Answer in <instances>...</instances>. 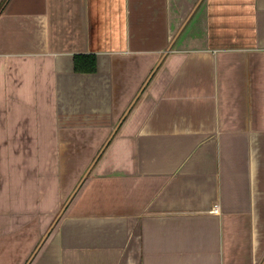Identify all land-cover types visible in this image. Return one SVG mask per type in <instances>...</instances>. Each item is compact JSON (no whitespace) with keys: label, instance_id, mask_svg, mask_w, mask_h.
I'll use <instances>...</instances> for the list:
<instances>
[{"label":"crops","instance_id":"1","mask_svg":"<svg viewBox=\"0 0 264 264\" xmlns=\"http://www.w3.org/2000/svg\"><path fill=\"white\" fill-rule=\"evenodd\" d=\"M0 264H264V0H0Z\"/></svg>","mask_w":264,"mask_h":264},{"label":"trees","instance_id":"2","mask_svg":"<svg viewBox=\"0 0 264 264\" xmlns=\"http://www.w3.org/2000/svg\"><path fill=\"white\" fill-rule=\"evenodd\" d=\"M97 58L94 55L79 54L74 58L76 73L94 74L97 71Z\"/></svg>","mask_w":264,"mask_h":264},{"label":"built area","instance_id":"3","mask_svg":"<svg viewBox=\"0 0 264 264\" xmlns=\"http://www.w3.org/2000/svg\"><path fill=\"white\" fill-rule=\"evenodd\" d=\"M212 211H214V212H216V213H219V212H220L217 206H215V207L212 209Z\"/></svg>","mask_w":264,"mask_h":264},{"label":"rangeland","instance_id":"4","mask_svg":"<svg viewBox=\"0 0 264 264\" xmlns=\"http://www.w3.org/2000/svg\"><path fill=\"white\" fill-rule=\"evenodd\" d=\"M97 157H98V156H97ZM97 157H96V158H97ZM95 160H96V159H95ZM86 169H87V168H86ZM86 169H85V170H86ZM85 170H84V171H85ZM82 176H83V175L81 174L80 179H81Z\"/></svg>","mask_w":264,"mask_h":264}]
</instances>
